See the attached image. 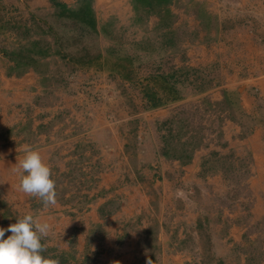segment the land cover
Returning <instances> with one entry per match:
<instances>
[{"label":"rangeland","instance_id":"obj_1","mask_svg":"<svg viewBox=\"0 0 264 264\" xmlns=\"http://www.w3.org/2000/svg\"><path fill=\"white\" fill-rule=\"evenodd\" d=\"M139 1L0 0V67L8 70L6 74L33 72L41 78L38 98H42V93L49 96L62 85L68 93L71 81L82 78L76 76L75 66L110 72V78L130 84L134 117L128 131L136 135L130 146L156 142L160 157L167 161L180 166L198 161L195 168L173 169L172 178L179 175L186 183L149 186L145 200L124 196L120 189L128 185H118L114 192L97 183L79 182L101 167L94 172L74 167L68 174L55 169L51 178L57 207L53 210L78 221L80 241L69 240L64 249L48 235L41 240L42 255L60 264L112 262L120 252L108 247L106 215L115 211L121 216L114 222L116 245L124 238L135 240L133 264L148 260L161 264L162 237L168 238L172 249L166 252L180 256L176 264H264V55L259 62L252 57L264 54V0L243 8L237 0H216V9L206 0H171L166 9ZM83 3H89L95 14L97 33L76 25L73 17L65 18L57 8L62 4L75 9ZM234 7V12L229 10ZM169 13L171 26L160 24ZM68 30L77 34L78 42L59 52L55 39L59 41ZM21 50L41 55L45 67L37 71L18 66L13 60ZM84 51L102 54L110 65L104 57L80 65L76 59ZM116 58L127 64L112 65ZM125 67L130 75L120 70ZM173 72L166 89L163 77L161 83L150 81L157 74ZM168 83L175 84V94ZM152 91L157 94L155 106L146 98ZM58 118V113L52 115L51 129ZM43 127L48 128L42 124L38 129ZM19 131L26 132V126ZM158 168L149 169V175L168 177ZM32 205L37 214L44 207L35 196ZM192 208L199 214L187 221L179 212ZM0 209L12 210L3 201ZM18 209L19 215L26 213V206ZM92 211L100 223L86 221ZM215 237L222 238V255L212 242Z\"/></svg>","mask_w":264,"mask_h":264},{"label":"crops","instance_id":"obj_2","mask_svg":"<svg viewBox=\"0 0 264 264\" xmlns=\"http://www.w3.org/2000/svg\"><path fill=\"white\" fill-rule=\"evenodd\" d=\"M75 67L76 76L83 79L71 81L68 93L61 89L62 85L49 96L42 93V98H38L41 78L38 80L36 74H6L8 70L0 67V201L12 208L11 213L0 209V228L7 229L10 224L15 223L17 216H22L17 212L18 208L26 206V213L23 212V215L30 213L34 218L38 217L42 222L50 223L51 240L57 246L62 245L64 249H68L69 240L76 244L80 241L76 236V226L79 223L70 216L61 215L59 210H53L52 206H44L39 214L34 213V196L18 190V177L13 171L15 163L23 155L24 144L39 150L52 172L56 169L59 173L68 174L74 167L76 171L79 168L80 171L82 169L94 172L97 167H101L100 172L84 176L79 182L97 183L100 187L113 188L114 192L116 186L128 185V188L120 191L124 196L133 199L145 200L149 186L161 183L170 187L176 183H186L187 180H181L179 175L172 178L173 169L195 168L198 162L193 160L190 165L180 166L177 162L167 161L160 157L161 146L156 142L154 145L147 141L144 145L130 146L131 139L136 137L128 131L134 117L130 108L132 98L128 95L130 84H121L110 78V72L97 70L92 66ZM57 113L59 121L54 123L51 129V117ZM152 113L153 110L143 111L141 115ZM42 124L48 128L38 129ZM22 126H26V132L19 131ZM77 161L79 164L75 165ZM157 166L165 171L168 177H151L148 170ZM194 210L195 208L185 209L179 213L185 220L191 221L199 214ZM116 216L119 219L121 217L116 215L115 211L106 215L109 235L107 243L110 249L119 251L120 255L110 259L112 262L105 261L107 264H133L136 242L134 239L124 238L121 244L116 245ZM85 217L86 221L92 219L100 223L99 215L95 211L87 213ZM160 228L163 233L162 227ZM87 231L88 234L91 233L90 226ZM9 235L11 233L6 231L5 238ZM197 237L198 234L195 239ZM159 240L161 250L158 258L161 264H176L175 261H178L180 256L166 252L167 249L172 250L168 247V238L162 237ZM212 242L219 251L217 254L222 255V238L215 237ZM166 254L170 257H164Z\"/></svg>","mask_w":264,"mask_h":264},{"label":"clouds","instance_id":"obj_3","mask_svg":"<svg viewBox=\"0 0 264 264\" xmlns=\"http://www.w3.org/2000/svg\"><path fill=\"white\" fill-rule=\"evenodd\" d=\"M23 155L13 169L18 177V190L38 197L45 207L57 204L55 181L52 171L39 150L29 144L22 146ZM11 235L5 238V232ZM51 225L32 214L16 218L7 229L0 228V264H60L58 259L42 255V238L48 237ZM119 264V262H114ZM151 264V260L147 261Z\"/></svg>","mask_w":264,"mask_h":264},{"label":"trees","instance_id":"obj_4","mask_svg":"<svg viewBox=\"0 0 264 264\" xmlns=\"http://www.w3.org/2000/svg\"><path fill=\"white\" fill-rule=\"evenodd\" d=\"M140 1L141 2L145 1V2H147V4H152V6H150V7H153V8L159 7L162 9H166L164 7H166L167 4L171 0H140ZM57 8L61 9L60 14L65 15V18L73 17L72 20H74V22H77V23H75L76 25L81 24V26L86 27L91 32H96V33L98 32L97 29L99 30V28L97 26L96 17H95V14L93 13V10H92L89 3H83L75 9H70V8H68L62 4H57ZM161 14L164 17L162 11H161ZM172 16L173 15L170 14V16H165L164 19L162 18L163 20L160 19L161 20L160 24H163V25L170 24L169 26H171V23L173 22ZM74 30H76V28ZM170 31H171V29H170ZM60 35H61V38H59V41L57 40V38L55 39V44H56V47L58 48L59 52L62 51V49L65 50V49L69 48L71 46V43H73V42L77 43L78 42L77 34L75 32H72V30L65 31L64 33H62ZM81 55H82V52L80 53V58L76 59L77 60L76 62H78L80 65H82L83 62H85V61H88V63H90L95 59L104 57L102 54H96V56H94V55H92V53H90L88 51H84L83 56H81ZM66 56H67V54L63 55V57H66ZM16 57H18V59L13 60V62L18 64V66L26 65L30 69H33V70H37V69H39V67H45V65L41 64V62H40L39 58H41V55L33 56L32 54H30L28 52L26 53V52H24V50H21V51H19V54ZM115 57H112V60H114ZM125 57H128V56H125ZM105 59H106L105 61L109 62V65H110V61L108 60V58H105ZM120 59H121V61H120ZM120 59L116 58V60H118V61L112 63V65H115L118 67V66H125L127 64V61H124L122 58H120ZM122 61H124V63ZM112 68H113V66H112ZM121 69L123 70L122 71L123 73L130 75V73H129L130 69H128L127 67L120 68V70ZM174 73L175 72H173L172 74H157L156 77H152L150 81H151V83H155V82L161 83V79L163 77L165 79V85L163 86V88L166 89V87H165L166 86V80H169V78H173L175 76ZM16 75H18V74H16ZM168 85H170V84L168 83ZM173 86L175 87V84H173ZM173 86L170 85V89H171L170 91L175 94V88ZM146 98L150 99V103L153 104L154 106L157 105L158 100H157V94L155 92L152 91L150 94H147Z\"/></svg>","mask_w":264,"mask_h":264},{"label":"bare ground","instance_id":"obj_5","mask_svg":"<svg viewBox=\"0 0 264 264\" xmlns=\"http://www.w3.org/2000/svg\"><path fill=\"white\" fill-rule=\"evenodd\" d=\"M206 1L209 4H211L213 8H215V9L217 8V6H216L217 3H215L216 0H206ZM254 2L255 3H258V2H260V0H237V6L243 8V7L247 6L248 4H252ZM189 6H191V5H189ZM192 8H195V7H192ZM192 8L188 9V11H190V10L193 11ZM229 10L234 12V10H236V8L234 7V8H231ZM261 34L264 35V32L263 33L261 32ZM261 34L258 37H262ZM263 55L264 54H259L258 53V55H252V57H256V59L258 61V59H260ZM240 58H242V60H245L246 59V57L245 56H242V55L240 56ZM198 240H199V236L195 239V245H196V247H198V242H197ZM164 250L165 249H162V251H164ZM164 257H170V256L168 254H166ZM165 260H166V258H165Z\"/></svg>","mask_w":264,"mask_h":264}]
</instances>
